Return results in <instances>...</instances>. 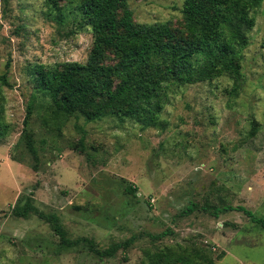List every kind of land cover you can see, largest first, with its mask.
<instances>
[{"label": "rangeland", "instance_id": "374dc122", "mask_svg": "<svg viewBox=\"0 0 264 264\" xmlns=\"http://www.w3.org/2000/svg\"><path fill=\"white\" fill-rule=\"evenodd\" d=\"M77 2L0 0V115L10 125L0 137V264H148L165 248L264 264L262 224L223 209L244 206L264 219V1L251 12L240 89L228 75L176 86L148 127L117 114L65 115L35 86L38 64L87 61L93 32ZM128 3L137 22L183 24L184 0ZM29 195L72 239L101 248L135 241L111 258L64 248L49 222L12 213Z\"/></svg>", "mask_w": 264, "mask_h": 264}, {"label": "trees", "instance_id": "16d2710c", "mask_svg": "<svg viewBox=\"0 0 264 264\" xmlns=\"http://www.w3.org/2000/svg\"><path fill=\"white\" fill-rule=\"evenodd\" d=\"M82 22L90 25L93 43L85 63L66 61L38 64L33 69L35 86L47 92L55 110L68 116L82 114L89 121L108 114L131 118L144 126L160 123V113L168 93L176 86L194 84L228 75L233 90L243 82V50L249 45V31L255 25L251 14L264 0H184L183 24L170 21L140 23L128 0H77ZM5 79V77H2ZM7 83V82H5ZM32 107H28L24 124ZM0 115V137L9 124ZM254 123L252 133L257 130ZM24 133L27 145L38 158L31 134ZM126 190L136 194L137 188ZM224 210H242L252 221L262 224L253 211L244 206ZM191 211L192 208L189 207ZM219 210L215 209L217 216ZM12 213L27 218L31 213L49 222L64 248L87 246L100 258H111L127 250L134 237L113 242L105 248L87 237L72 239L55 213H46L33 203V196L15 205ZM168 232H162L161 238ZM148 264H217L199 250L161 249L150 256Z\"/></svg>", "mask_w": 264, "mask_h": 264}]
</instances>
